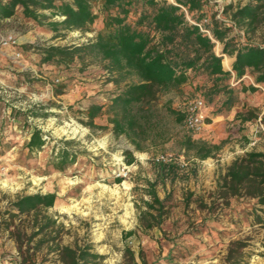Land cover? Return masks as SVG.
I'll return each instance as SVG.
<instances>
[{"label": "rangeland", "instance_id": "374dc122", "mask_svg": "<svg viewBox=\"0 0 264 264\" xmlns=\"http://www.w3.org/2000/svg\"><path fill=\"white\" fill-rule=\"evenodd\" d=\"M249 1L207 0L202 21L218 19L230 27L228 36L236 43L264 45V25L244 34L230 21L231 9L224 11ZM100 2L91 0L97 17L85 30L60 35L47 26L61 19L50 9L39 11L48 16L41 24L20 8L0 20V264H63L57 244L81 252V264H264V205L244 194L224 196L217 186L236 157L264 152V84L255 83L248 70L239 78L232 72L224 84L235 89L237 100L228 109L222 92L211 101L203 95L211 85L203 73L160 91L153 124L137 150L125 135L114 134L107 120L110 99L124 81L114 84L104 61L93 56L41 61L46 46L93 39L103 28ZM214 42L215 53L222 54V45ZM195 98L203 99L202 124L191 132L178 116ZM91 104L103 109L89 126L85 111ZM248 110L255 117L240 122L236 114ZM34 129L44 143L29 150L26 142ZM184 135L221 147L198 159L182 148ZM125 150L132 152L131 163ZM62 152H67L65 162ZM157 156L173 169L161 170ZM124 165L129 172L118 175ZM148 182H154L161 209L144 205L151 201ZM34 193L54 194L53 204L29 214L12 207L18 197ZM127 231L132 234L125 236Z\"/></svg>", "mask_w": 264, "mask_h": 264}, {"label": "trees", "instance_id": "16d2710c", "mask_svg": "<svg viewBox=\"0 0 264 264\" xmlns=\"http://www.w3.org/2000/svg\"><path fill=\"white\" fill-rule=\"evenodd\" d=\"M206 1L101 0V10L105 12L102 30L82 44L42 48L41 61L68 62L83 56L104 61L113 83L119 85L124 81L121 89L110 99L105 112L107 120L114 134L125 135L135 149L140 150L141 135L153 124V103L160 91L178 88L190 82L196 74L203 73L211 80L203 95L211 101L213 94L222 92V106L228 109L237 100L235 89L224 84L232 72L239 78L248 70L255 83L264 84V45L236 43L233 37L228 36L230 27L214 17L203 22ZM17 8L21 9L24 17L39 24L48 18L39 12L41 10L50 9L51 15L60 16L59 20L46 22L55 35H60L61 30H85L97 17L91 0H0V20L13 16ZM227 9H231L228 13L230 21L244 34L253 33L264 25V0H251L235 9L228 5L225 13ZM131 14L135 17L129 21ZM213 39L222 45L223 58L215 53ZM224 57L228 59L227 64ZM230 65L231 70L223 69L230 68ZM248 88L254 90L256 87L249 85ZM102 109L99 104L89 105L85 111V123L94 125L93 119ZM169 111L176 113L171 108ZM183 117L184 113L178 119ZM252 117L255 116L251 110L236 114L240 122ZM180 142L184 150L192 151L198 159L212 156L221 147V144L192 139L189 135L182 136ZM43 143L40 130L34 129L26 146L29 150H38ZM124 154L128 163L134 160L131 151L125 150ZM61 157L63 162L67 161V152H62ZM158 165L167 171L174 167L172 163L161 161ZM217 186L224 196L244 194L264 205V152L248 151L236 157L220 176ZM148 194L151 201L144 202L146 208L154 209V204H158L161 209L162 201L157 196L154 182H148ZM54 197L52 193H34L18 197L11 205L20 214L37 213L40 207L51 206ZM147 213L148 210L140 211L141 215ZM131 234L132 231L124 233L125 236ZM57 246L63 264H81V252L69 246ZM128 252L133 259V252Z\"/></svg>", "mask_w": 264, "mask_h": 264}, {"label": "built area", "instance_id": "2783aa9c", "mask_svg": "<svg viewBox=\"0 0 264 264\" xmlns=\"http://www.w3.org/2000/svg\"><path fill=\"white\" fill-rule=\"evenodd\" d=\"M5 42L6 39L4 40V43ZM202 105H203V101L201 98H195L188 102L183 112L184 113L183 124L187 130L191 132H197L200 130L202 124V116L200 113V108L202 107ZM156 161L166 162L167 159L164 156H157ZM121 170L123 172H119L118 175L125 176L129 172V167L124 165L121 168Z\"/></svg>", "mask_w": 264, "mask_h": 264}, {"label": "water", "instance_id": "95a60500", "mask_svg": "<svg viewBox=\"0 0 264 264\" xmlns=\"http://www.w3.org/2000/svg\"><path fill=\"white\" fill-rule=\"evenodd\" d=\"M220 55H222V54H220Z\"/></svg>", "mask_w": 264, "mask_h": 264}]
</instances>
